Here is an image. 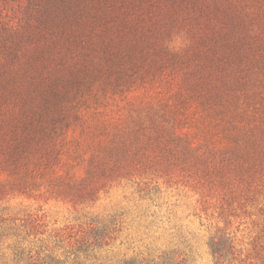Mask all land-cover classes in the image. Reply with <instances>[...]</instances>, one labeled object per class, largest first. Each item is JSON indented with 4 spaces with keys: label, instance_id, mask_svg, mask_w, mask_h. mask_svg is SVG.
<instances>
[{
    "label": "rangeland",
    "instance_id": "rangeland-1",
    "mask_svg": "<svg viewBox=\"0 0 264 264\" xmlns=\"http://www.w3.org/2000/svg\"><path fill=\"white\" fill-rule=\"evenodd\" d=\"M220 1L79 0L80 23L70 24L65 36L50 33L48 43L42 38L35 41V48L45 50L44 58L27 69L24 80L19 74V87L7 100L8 108L18 113L25 99L57 102L61 110L53 115L65 122L58 125L56 142L70 153L63 155L62 169L74 178L84 177L95 164L93 155L101 153L99 146L113 141L134 146L135 139L144 142L158 132L162 147L171 139L168 131H176L186 133L193 146L203 148L201 143L207 141L223 148L231 143L226 128L245 124L241 117L250 114L255 133L264 137V65L255 61L261 43L256 41L248 56L239 52L242 57L233 60L225 56L233 52L228 42H223L227 48L223 54L221 47L220 55L209 53L210 40L224 39L229 27V17L212 13L214 4L222 8ZM27 4L28 0H0V18L22 25ZM239 21L238 29L244 32ZM245 22L249 36L263 34L260 21ZM176 39L181 42L179 50L170 48ZM16 65L10 66L18 74L24 66ZM224 69L232 78H223ZM153 122L164 128H155ZM143 154L155 155L150 147ZM150 165L105 180L95 201L74 204L50 196L49 174L40 178L36 167L28 173L23 167L0 164V219L43 217L47 231L34 249L45 244L61 256L66 242H58L56 232L73 231L78 236L89 231L90 222L105 230L107 244L95 249L98 259L67 254L62 256L65 264H110L124 258L213 264L210 240L224 221L209 197L221 195L222 188L212 186L205 176L203 183H195V169L179 162ZM259 185L258 207L264 210V175ZM246 210L256 214L237 209L236 216L228 217L226 231L236 247H248L260 218L254 205ZM13 241L0 239V264L12 258Z\"/></svg>",
    "mask_w": 264,
    "mask_h": 264
},
{
    "label": "trees",
    "instance_id": "trees-1",
    "mask_svg": "<svg viewBox=\"0 0 264 264\" xmlns=\"http://www.w3.org/2000/svg\"><path fill=\"white\" fill-rule=\"evenodd\" d=\"M78 2L79 0H28L25 10L23 9L26 17L22 25H12L9 22L10 19L0 18V164L12 165L14 169L23 167L28 173L32 172L29 170L31 166L36 167L39 171L38 177L42 178L45 174L51 177L49 192L53 195L50 196L80 204L95 201L98 198L97 192L105 185L104 181L107 179L126 177L131 175L133 170L151 166L150 163L155 161H168L169 166L179 162V165L195 169V183H203L201 176H205L213 182L212 186L222 188L221 195L209 197L212 203H217L218 218L224 221V226L216 227L210 240L213 264H229L231 260L234 264H264V210L258 207L259 195H256L260 192L259 181L264 175L262 172L264 170V137L255 133L257 127L249 121L252 114L241 117V121L246 120L245 124L234 123L230 128H226L228 132L225 133L231 143L223 148L210 146L206 144L207 141L201 143L203 148L193 146L186 133L181 135L176 131H168L171 139L168 145L162 147H159L162 133L158 134V132L150 135L144 142L135 139L134 146H127L117 141L108 145L101 144L99 146L101 153H96L92 157L95 164L87 169L84 177L74 178L67 169L65 171L62 169L65 161L63 155H70V153L63 143L56 142L55 133L58 125L65 122L60 119V116L53 115L54 111L59 114L61 110L57 102L49 105L47 100L34 103L33 99L28 101L25 99L20 103L18 113L8 108L7 100H10L19 87L17 82L19 74V79L24 80L27 69L31 66L35 67L37 62L44 58L45 50L35 48V41H40L42 38V41L48 43L45 39L50 33L55 32L65 36L70 24L80 23ZM220 2L222 8L214 4L212 13L214 15L223 13L222 15L229 17V27L223 32L224 39L215 36L213 40H210L209 53L220 55L218 47H221L223 54L227 51L223 42L225 44L228 42V47L233 52H225V56L228 60H233L241 58L243 53L248 56L256 41H259L260 55L255 61L257 64L264 65V31H261L263 33L261 36L260 33L249 36L246 26L242 23L260 21L264 28V0H221ZM241 19L242 22L239 21ZM238 21L242 24L245 33L238 29ZM239 52H242V56ZM16 63L17 68L24 66L18 74L10 66ZM263 73L264 67L261 75ZM222 74L226 80L232 78L230 70L224 69ZM236 75L237 72H234V80ZM152 126L157 129L164 128L154 122ZM224 130L225 128L222 132ZM148 147L155 153L153 157L143 154ZM60 169L63 172H59ZM18 177L25 182L23 178ZM248 205H254L257 208L260 218L255 222L256 229L248 242V247H236L233 238L226 231V225L230 224L228 217L236 216L237 209H242L243 213L256 214L246 210ZM6 220L10 223L0 225V239L12 237L14 241L13 256L8 263L4 264H65L62 256L67 254L73 255L76 259L80 255L84 258L98 259L95 249L107 244L105 230L97 227L96 223L90 222L89 231H81L82 233L78 236L73 231L61 234L56 232L53 235L57 237L58 242L63 240L66 242L67 249L61 256L53 248H46L45 244L37 245L38 249H34L36 241L42 242L41 237L47 231L43 217L28 214L24 218L0 219V221ZM112 262L109 263L165 264L145 258H124L115 261L116 263Z\"/></svg>",
    "mask_w": 264,
    "mask_h": 264
},
{
    "label": "clouds",
    "instance_id": "clouds-1",
    "mask_svg": "<svg viewBox=\"0 0 264 264\" xmlns=\"http://www.w3.org/2000/svg\"><path fill=\"white\" fill-rule=\"evenodd\" d=\"M181 46V42L179 39H176L170 44V48H175L176 50H179V47Z\"/></svg>",
    "mask_w": 264,
    "mask_h": 264
}]
</instances>
